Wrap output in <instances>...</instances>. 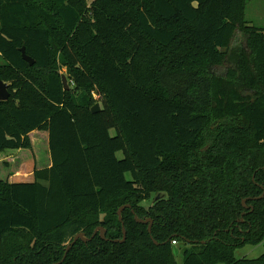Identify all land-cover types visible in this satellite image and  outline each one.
Returning <instances> with one entry per match:
<instances>
[{
	"label": "trees",
	"instance_id": "16d2710c",
	"mask_svg": "<svg viewBox=\"0 0 264 264\" xmlns=\"http://www.w3.org/2000/svg\"><path fill=\"white\" fill-rule=\"evenodd\" d=\"M246 4L0 0V264H56L99 226L60 264H179L173 240L181 264H264L235 255L264 242V27Z\"/></svg>",
	"mask_w": 264,
	"mask_h": 264
},
{
	"label": "rangeland",
	"instance_id": "374dc122",
	"mask_svg": "<svg viewBox=\"0 0 264 264\" xmlns=\"http://www.w3.org/2000/svg\"><path fill=\"white\" fill-rule=\"evenodd\" d=\"M87 1L90 2L91 0H87ZM246 1H247V4L245 8V13H244L245 17L254 25H257L259 27H264V0H246ZM234 43L236 44V46H239V44L242 45L245 43V39L242 36L241 31H238L236 38L234 40ZM0 62L1 63L3 62L2 59L0 60ZM220 72H223V70H221ZM60 73L66 75L69 89L76 90V84L69 77L67 67H62L60 69ZM5 82H7L9 85L11 84V82H8V81H5ZM93 96H94V100L96 101V103H100V99L102 96L98 94L96 91L93 94ZM215 125L216 124H213V126ZM112 132L114 133V130H112ZM36 139L39 140L41 139V137L37 136ZM118 156L122 157L123 156L122 152H119ZM15 164L17 165L18 163L11 162V165H15ZM153 198L150 200L144 201L143 204L146 206H149L152 203ZM174 252H175V256H176L178 263L181 264L183 261V254H182V247L180 243L174 246ZM263 252H264V242L258 245L247 244L244 247L237 248L235 251V255L237 258H241V257L256 258L260 256ZM220 264H224V263H220Z\"/></svg>",
	"mask_w": 264,
	"mask_h": 264
},
{
	"label": "water",
	"instance_id": "95a60500",
	"mask_svg": "<svg viewBox=\"0 0 264 264\" xmlns=\"http://www.w3.org/2000/svg\"><path fill=\"white\" fill-rule=\"evenodd\" d=\"M21 52H22V55H23V58L28 61L30 63V65H34L35 64V59L33 57H31L30 55L27 54V51H26V47L23 46L21 48ZM62 78H63V83L65 85V89H69V85H68V82H67V77L66 75H62ZM11 96V93L9 91V84L7 82H5L3 79L0 78V100H8ZM92 112L93 113H96L98 111L101 110V105L100 103H95L93 105V107L91 108ZM264 196V193L259 196V197H255L254 199H259L261 197ZM246 200L247 199H244L243 200V205L245 206V208H248V206L246 205ZM127 207H131L130 204H125V205H122L120 208H119V211H118V215H119V219L120 221L122 222V225H123V234H124V237L123 239H116L115 241L116 242H124L126 240V236H127V230H126V227H125V224L123 222V217H122V212L125 208ZM133 212L135 213V210H133ZM245 213H243L244 215ZM135 219L138 221V222H141V223H149V232L151 233V230H152V224H153V219L151 218H148V219H141L139 218V216L135 213ZM243 220V219H241ZM98 232H100L101 236L105 239V232H106V229L102 226H99L95 229L94 233L91 235V236H88L86 235L85 232H79L77 233L74 238L72 239V241H70L66 247V251H65V254H64V257L61 261L57 262L56 264H60L67 256V253L69 252V250L72 248V246L79 240H83L85 242H88L90 240H92L97 234ZM155 243H158L156 240H154ZM205 242V241H203Z\"/></svg>",
	"mask_w": 264,
	"mask_h": 264
},
{
	"label": "built area",
	"instance_id": "2783aa9c",
	"mask_svg": "<svg viewBox=\"0 0 264 264\" xmlns=\"http://www.w3.org/2000/svg\"><path fill=\"white\" fill-rule=\"evenodd\" d=\"M172 242H173L174 245H177L178 244V241H176V240H173Z\"/></svg>",
	"mask_w": 264,
	"mask_h": 264
}]
</instances>
